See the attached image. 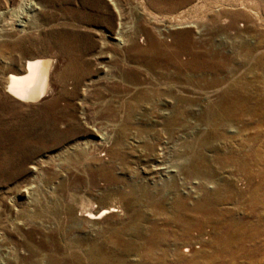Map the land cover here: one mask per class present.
Returning <instances> with one entry per match:
<instances>
[{
    "label": "rangeland",
    "instance_id": "obj_1",
    "mask_svg": "<svg viewBox=\"0 0 264 264\" xmlns=\"http://www.w3.org/2000/svg\"><path fill=\"white\" fill-rule=\"evenodd\" d=\"M105 1L0 0V11L19 14H4L9 25L0 32V264H90L93 245L106 260L101 264H264V132L257 140L255 124L264 121V1L119 0L128 43L120 46L111 34L117 14ZM174 21L191 26L162 37L170 64L164 57L154 64L150 53L139 58L132 44L147 46L137 40L143 28ZM185 30L189 45L180 51ZM39 56L56 61L55 93L33 103L9 96L8 73ZM153 78L172 82L161 88L184 101L166 104L154 94ZM201 121H236L231 131L221 127V142L204 135L209 149L227 146L228 155L231 146L246 147L240 169L211 165L233 188L223 206L228 215H213L205 228L226 248L211 262L196 248L201 232L193 227L181 235L171 222L178 178L170 190L159 179L144 180L160 144H174L169 159L180 165L187 142L208 130ZM102 133L109 142L98 143ZM129 182L159 189L150 199ZM27 186L34 187L31 198ZM111 206L118 211L103 219L84 217Z\"/></svg>",
    "mask_w": 264,
    "mask_h": 264
},
{
    "label": "bare ground",
    "instance_id": "obj_2",
    "mask_svg": "<svg viewBox=\"0 0 264 264\" xmlns=\"http://www.w3.org/2000/svg\"><path fill=\"white\" fill-rule=\"evenodd\" d=\"M107 1L110 5H113L114 12L117 14V20H118L117 26L114 29V31H111V34L115 35L114 39H116L118 41L117 46H120V44L126 45L128 43H126V42L124 43V41L126 39L123 40L122 35L124 34L127 26H126V23L122 21V19H123L122 11L123 10L120 7L119 0H106L105 2H107ZM237 6H236V8H238ZM245 7H248V5H246ZM245 7H243V8H245ZM31 8H33V7L30 6V9ZM31 10H33V9H31ZM251 11H253V10H251ZM14 12H16V11L13 9L0 11V20L3 21L2 24L0 23V32L6 30V28L8 27V26L6 27V25L8 23L6 21V18L4 17V14H6V13L10 14L9 19H12L11 18L12 15H13L12 17L19 15V14L15 15ZM244 12H246V11L244 10ZM238 15H240V14H238ZM258 17H259V14H258ZM260 18H261V16H260ZM262 18H264V17H262ZM169 19H171V18H169ZM184 20H186V19H184ZM184 20H183V22H184ZM260 20L262 21V19H260ZM171 22H173V20ZM178 22H179V20H178ZM5 23H7V24H5ZM176 24H178V23L175 22V24H171L168 26L165 25L164 27H158L155 24H153V25L149 24L147 27H144L142 30V33H140L141 34L140 37H138L141 40L140 39H137V40H138V42L139 41L141 42L145 39L147 41V46L146 47H139L137 45V43H135V42H133V44H132V48L134 51L137 52V56L139 58H145L150 53L151 57L153 58V63L155 62L154 64H156L157 62H159L161 60V57H164L166 55L165 50L162 48L163 47V43L161 41L162 37H168V36L173 35L172 32L174 31V29L176 30V28L180 29V27H184V28L186 27L187 28V26H191V25H187V24H184L182 26L181 25L182 23L180 24L181 26H176ZM195 24H196V22H195ZM128 26H129V24H128ZM201 28H200V30H201ZM128 29H131L130 26H129V28H127V30ZM196 31H198V30H196ZM181 34L183 35V38H182V41L179 45V50L185 51V49L189 45V31H187V30L182 31ZM121 39H122V41H121ZM144 44H146V43H144ZM213 46H214V44H213ZM103 47H104V45H103ZM192 47H193V45H192ZM170 49H172V48H170ZM104 52L105 51L101 52L102 56H100V57H105L103 55ZM164 58L166 59V57H164ZM165 59H163V60L166 61L167 65H169L170 64V63H168L169 61L167 62V59L166 60ZM182 62H184V61H182ZM105 66L100 64V68H102V72H104L103 75L105 77H107L106 73L109 70H107V68H105ZM55 74H56V61H54L52 58L43 57V56L26 58L22 72H20V73H17V72L8 73L7 78H6V84H5V92L9 96H11L12 98H15L16 100H19L21 102H32L33 103V102L42 101L46 97L50 96L56 90V87L54 86V83H53L54 78H55ZM58 76H60V74ZM156 79H157V77H156ZM156 79L153 78V81H151L150 84L153 85L154 94L156 96L167 97L165 99L166 104H168L169 106H172L176 102H183L184 101L183 97H174L170 90H169V92H171V93H168V91L165 90V88H171L172 87V82L166 81V82L159 84L158 82H155ZM161 87H165V88H161ZM233 93H235V92H233ZM231 96H232L231 92L227 93L224 96L222 103L219 105L220 109L225 110L227 108V106H228L227 101ZM239 100H240V96H239ZM240 103H242L241 100H240ZM235 122L236 121H201L199 123L200 126H202V127L204 126L208 130L206 132H204L202 135H199L195 139H192V140L187 142V147H186L185 152L181 155L180 158L177 159L180 165H176L177 163H175V162H173L174 163L173 164L171 159H169L170 158L169 156L171 155V153L174 152V149H175L174 144L172 142L160 144L158 147L159 151L154 156L153 163L150 165L151 170H149L150 171L149 177L145 176V179H144V180H150L151 182H154L156 179H159V180L164 182L163 183L164 184V190H168V189L170 190V189L174 188V185H175L174 180L178 178L177 179L178 183L176 184L177 187L174 188L175 189L174 191L171 190V192H173L171 194H175L174 206L172 208L173 216H172L171 222H173L175 225L176 224L180 225L179 229L181 231L180 232L181 235H184V233L186 231H188L187 230L188 228H193V227L197 228L201 232V236H199V237L203 243H201L200 245L197 244L196 248H201V251H198L199 255L205 254V257L207 258L208 262H211L214 259V256L216 254H220L226 248H225V246H223L221 244V242L223 240L221 237L214 236L213 238H211L212 236H210L208 231H205V228H207L208 223H212L213 215H221V216H227L228 215V212L223 208V206L228 203L227 195H228V193H230L233 190L232 182L230 180L226 179L224 176H222L223 172L222 173L218 172V170L214 169L212 166H213V164H215L216 166L218 165L222 168V170L225 168L231 170L234 167H236V168L238 167L240 169L243 166V163L241 162V159H240V155L243 154L241 152H244L246 147L242 146V145L231 146V147H229L230 150L228 152L229 154L227 155V154H225V151H224L225 149L228 150L227 146H225V148L223 150L224 152L222 151V149L220 151H214L212 149H209L208 144L212 141H207V138H204V135L210 133L209 135H212L211 138L214 137V138H216V141L221 142V139H224V133H222L221 127H227V130L231 131L232 127H230V125L235 123ZM255 124H257V126H259V128L256 129V131H257L256 138L258 140L259 137L262 136V133L264 132V121H260V120L255 121ZM104 134L105 133H102V135L99 136V141H98L99 144L109 142L108 141L109 135L106 136ZM213 145L214 144H212V146ZM146 148H147V150H153V148H155V146L148 145V146H146ZM116 153H117V151H116ZM32 170L35 171V168L32 167ZM103 175H104V177L109 178L110 180H114L113 175L108 173L105 170L103 171ZM229 175L232 176L231 173H229ZM34 177H36V176H34ZM116 180H118V179H116ZM151 182H150V185L147 182H146L147 185H142V184H139L137 182H129L128 186H130L132 188V190L134 191L135 194H137V193L140 194L142 192V193L147 194L150 199H153V196H154L155 192L159 189V186L154 185ZM27 187H25V188H27ZM29 187H31V186H29ZM29 187L26 190L27 194L32 192V191H30V189L34 188V187H32V188H29ZM28 195L30 197V194H28ZM33 196H34V194H33ZM11 200H12V198H11ZM117 211L118 210L116 209V207L111 206V207L101 208L99 211H96V212L88 211L87 213L84 214V217L86 219H88L89 221H94V220L103 219L107 214L114 213ZM197 216L202 217L203 220H201V219L199 220L197 218ZM234 225H235V222H234V224H231V227H233ZM151 227H152V233L154 236L152 238V241H156L157 238H159L160 230L157 228L156 224L155 225L153 224ZM138 228L139 227L137 224L135 226H133V229L137 230ZM228 229H229V227H228ZM240 230L241 229H238L235 232H238L240 235ZM221 231H224V229H221ZM228 235H232V234H228ZM189 247L190 246H188V245L183 247V252H187V253L190 252L191 250ZM88 251H89V253L87 254V256L89 258L90 264H101L104 261H106L104 258L96 257L95 254H96V252L99 251V249L96 245H93L92 247H90V249ZM213 254H215V255L213 256Z\"/></svg>",
    "mask_w": 264,
    "mask_h": 264
}]
</instances>
